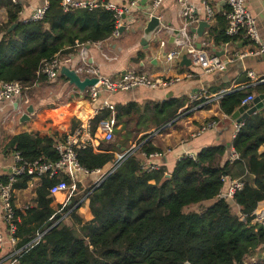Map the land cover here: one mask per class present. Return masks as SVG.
Returning <instances> with one entry per match:
<instances>
[{"label":"trees","instance_id":"16d2710c","mask_svg":"<svg viewBox=\"0 0 264 264\" xmlns=\"http://www.w3.org/2000/svg\"><path fill=\"white\" fill-rule=\"evenodd\" d=\"M46 1L44 18L26 21L20 16L19 2L0 0L7 16L0 25V82L16 80L30 86L42 60L56 54L74 55L75 41L92 44L111 36L112 11L102 7L64 11L61 0ZM221 39L227 42L229 38ZM38 80L47 79L41 76ZM223 93L219 108L230 117L247 95L241 90ZM207 99L208 95L196 101L166 97L151 108L146 104L144 113L133 101L113 103L116 124L120 125L114 131L118 138L76 151L82 166L100 171L97 178L89 176L78 182L62 209L53 208L48 196L54 181L42 179L33 207L24 213L15 209L18 221L13 235L16 248H20L15 254L19 263L247 264L246 258L254 256L255 262L249 264H264V224L252 223L254 210L264 200V154L258 153L264 144L263 111L248 116L234 135L231 146L241 158L234 163L228 161L229 148L218 144L201 149L195 159L181 158L167 179H163L167 173L163 165L150 172L140 168L141 153L159 151L148 136ZM109 115V110L100 112L93 129ZM55 142L53 132H22L10 138L5 152L18 151L29 161H54L58 159ZM234 165L243 167L247 177L242 189L228 200L218 194L227 187L223 175L230 176ZM28 180L19 177L13 188H25ZM83 181H88L85 187ZM86 200L92 219L83 222L78 210ZM209 200L213 203L199 211L184 212L186 207L202 206ZM232 204L239 211L233 213Z\"/></svg>","mask_w":264,"mask_h":264},{"label":"crops","instance_id":"0c3cea01","mask_svg":"<svg viewBox=\"0 0 264 264\" xmlns=\"http://www.w3.org/2000/svg\"><path fill=\"white\" fill-rule=\"evenodd\" d=\"M46 0H17L21 5L20 16L27 19L31 14ZM76 2L96 1L98 3L111 2L118 6H128L130 0H73ZM214 11V18L207 20L209 26L203 31L201 37L192 32V28H196L198 21L205 20L206 15L202 6V0H191L195 8V19L197 20L189 33L195 37V45L197 48L205 50L207 53L218 54L221 59H231L235 52L243 53L255 50L257 44L249 40L239 37H229L225 42L221 36H227L225 28L227 25L225 12L227 10V0H204ZM246 7L250 10L256 19V26L260 35L261 43L264 44V0H244ZM142 6L147 8L149 2L145 0ZM141 11L135 9L126 16V28L121 35L112 40L100 42L99 48L90 44L87 48V57L89 63L96 66L102 74L119 78L124 70L136 73H145L155 79H165L180 76L182 80L165 89H147L136 88L129 91L117 92L111 96L113 103L125 104L133 101L137 107L144 113V106L150 105V108L157 101H162L166 97L187 98L190 101L199 100V98L208 95L207 100H200L196 106L167 124L164 128L155 131L148 136L153 137L152 144L159 149L158 157L150 159L151 162L163 165L167 173L172 171L177 161L188 154L196 155L201 149L218 144L228 145L229 149L231 141L234 137V127L237 123L231 120L229 116L225 117L219 108V98L223 92L232 90H241L247 96H256L259 89L264 87V55L248 56L237 59L228 64L222 72L201 75L200 70L194 66L181 64V58H177L172 62H166L162 56L164 52L172 46L174 36L173 29L182 26L180 17V5L177 0H165L154 14L160 18L162 25L167 29L164 33L159 34V41L150 42L147 49L140 44L142 32L137 30L141 23L132 21L141 17ZM7 16L3 8H0V25L6 22ZM135 29V32L131 30ZM127 32V33H125ZM124 34L125 38H123ZM132 36H131V35ZM160 39L166 41V47L161 50L159 48ZM125 40H132L131 44H125ZM100 51H104L108 56H115V60L105 59ZM74 51V55H70L72 62L70 67L77 64L78 57ZM183 56V55H182ZM217 56V55H216ZM159 63L162 67L159 66ZM247 71H252L255 80L247 76ZM192 74V77H187ZM66 78V77H65ZM262 83L257 84V82ZM1 83V82H0ZM75 88L69 85L68 80L57 77L55 80H38L35 85H30L25 91L27 103L23 102V98L18 102H3L0 100V181L6 179L10 174L11 166L14 162V152H5V146L10 138L16 134L27 132L34 134L37 131L44 130L48 134H52L55 140L61 139L65 133L72 131L78 124L77 117L69 110L68 97L73 98ZM206 91V93H202ZM196 93V98L190 99V94ZM68 95V97H67ZM246 97V96H245ZM70 99V98H69ZM28 105L33 106V113L30 114L29 121L20 122V116L26 111ZM92 106L84 104L82 115L87 114ZM260 111L264 112V108ZM151 111L148 110L147 115ZM216 121L214 128L208 129L202 133H198L200 127L209 121ZM146 125L150 126L149 119ZM120 125L116 129H119ZM144 128V123L141 129ZM103 141L100 138L94 142L95 146ZM258 153L264 154V144L258 149ZM140 161L143 160L142 155L138 156ZM100 172V171H99ZM98 173L90 175L92 180L96 179ZM230 177L244 180L247 175L245 169L238 165L231 168ZM40 181H32L26 184L25 188L14 189L13 204L15 209L24 213L25 210L34 205V197L36 188L40 185ZM61 197L52 198L51 206L57 208L60 205ZM210 201H205L202 205H210ZM239 211L238 206L235 208ZM256 209L264 210V200L258 203ZM59 211V210H58ZM78 213L81 215L83 222L90 221L92 214L88 208V200L85 201L83 207L79 208ZM7 225L2 218V206L0 202V264H5L20 248H16L10 243ZM254 257V256H253ZM256 259V258H255Z\"/></svg>","mask_w":264,"mask_h":264},{"label":"built area","instance_id":"2783aa9c","mask_svg":"<svg viewBox=\"0 0 264 264\" xmlns=\"http://www.w3.org/2000/svg\"><path fill=\"white\" fill-rule=\"evenodd\" d=\"M13 3H17V0H11ZM145 0H130L128 6H118L111 2L98 3L96 1L88 2H76L73 0H61V7L64 11L87 8L89 10L102 7L106 10L113 12L114 27L111 32V36L108 40L118 38L120 28H126V20H123V14H129L135 9L142 10L141 15L146 19L155 15L154 11L163 4L165 0H147L149 6L144 8L142 2ZM180 5V17L182 19V26L173 29L174 36L172 46L169 50L163 53V57L166 62H172L177 58H181L182 55H186L189 58L192 66L200 70L201 75L212 74L215 72H222L225 70L228 63L242 59L248 56H261L264 55V44L261 43L260 35L256 26V19L246 7L244 0H227V10L225 12L226 28L225 33L229 37H239L249 40L250 42L257 44L258 48L248 52H235L231 59L223 60L216 55L207 53L205 50L197 48L195 45V37L189 33L191 26L197 22L195 19V8L191 0H177ZM202 6L205 11L206 21L214 18L215 14L213 9L202 0ZM48 9V2L38 7L29 18L25 19L32 21H39L44 18L45 12ZM167 29L166 26L160 25L156 30L154 36L164 33ZM90 43H79L75 41V53L78 57L77 64L74 67H70L72 62L70 55L56 54L48 59L42 60L38 66L37 78L33 85L36 84L39 77L44 76L47 80H55L60 76V68L65 65L73 68L80 80L85 78H96L97 82L94 85L86 86L83 92H80L74 85L75 94H78L79 99H75L70 102L69 110L77 117L78 124L72 130L64 134V136L57 140L54 144V149L58 154L57 160H48L46 158H39L33 161L26 160L22 157L20 152H14V162L11 166L10 174L5 180L0 181V202L2 206V218L7 225L9 232V240L11 244H16V238L14 232L16 230V216L15 206L13 204V185L19 177L27 176L28 183L32 181H42V179L53 180L54 182L48 188V196L50 198L61 197L60 209L65 207L74 192L77 190L78 182L89 177L92 174L98 173L99 170H89L82 166L77 158L76 151L84 149L100 138L103 141L111 142L114 139V131L117 128L115 118V108L111 101V96L117 92L129 91L136 88L147 89H165L169 86L182 80V77L177 76L173 78L155 79L145 73H136L133 71L125 70V72L119 78H113L111 76L102 74L100 70L93 66L88 61L86 45ZM100 42L92 43V45L99 48ZM166 47V41L160 39L159 48L163 50ZM102 56L107 60H115V56H108L104 51H100ZM247 76L255 80V75L252 71H247ZM187 77H192V74H187ZM262 81L257 82V84ZM0 100L3 102L14 101L18 103L22 98L23 102L27 103V96L25 91L29 86H24L19 81L1 82L0 83ZM206 93V91H202ZM190 99L196 98V93L188 96ZM253 99V95H248L242 99L241 105L250 102ZM76 107H72L73 104ZM92 106L87 114L82 115L84 104ZM103 110H109L110 115L104 119H101L96 128L93 129L94 118ZM227 117V115H225ZM243 121L237 122L234 127V135L243 126ZM216 121L212 120L203 124L198 133H202L208 129L214 128ZM143 160L140 161V168L145 172L158 170L160 168L159 163L151 162L150 159L158 157V152L153 153H141ZM186 157L195 159L194 154H188ZM239 153L231 147L229 149L228 161L234 163L240 160ZM227 183V187L221 190L218 194L221 198L232 200L234 194L240 191L244 185L242 179H235L229 175L224 174L222 177ZM225 197H222V196ZM252 223L264 224V210L255 209L253 212ZM1 246V238H0ZM255 262L254 260H252ZM5 264H20L15 254Z\"/></svg>","mask_w":264,"mask_h":264},{"label":"water","instance_id":"95a60500","mask_svg":"<svg viewBox=\"0 0 264 264\" xmlns=\"http://www.w3.org/2000/svg\"><path fill=\"white\" fill-rule=\"evenodd\" d=\"M195 14H196V12H194V15ZM126 17H127L126 14L122 15L123 20H126ZM132 21H136V22L141 23V25L137 27V30H140L142 32V36H141V39H140V44L143 46L144 49L148 48L150 42L159 41V38L154 36L156 30L161 25L160 18L157 15H153V16H151L148 19H146L145 16L141 15V17H139L138 19H133ZM208 26H209V24H208V22L206 20H200V21H198L197 27L196 28H192L191 31L196 33L198 37H201L202 34H203L204 29L206 27H208ZM12 27L10 29H12ZM124 29H125L124 26L121 27L120 28V33H122L124 31ZM131 31L135 32V29H132ZM171 39H173V36L171 37ZM86 47L89 48L90 44H87ZM216 55L219 56L218 54H216ZM225 61H226V59H225ZM184 63L186 65H190V60H189V58L186 57V55L182 56L181 64H184ZM228 64H227V66H228ZM124 72H125V70L122 72V74ZM60 75L66 77V79L68 80L69 85H74L80 92H83L86 86L94 85L97 82L96 78H85L84 80H80V78L77 75V73L75 72V70L73 68H70V67L65 66V65L61 66ZM263 108H264V87L259 89V91L256 94V96H253V99L250 102H248L246 104H243L239 108H237L231 114L230 118H231V120L236 121V122L245 121L248 116H250L253 113H256L257 111H260ZM32 113H33V106L32 105H28L26 107V111L20 116V122L29 121L30 114H32ZM227 147L229 148V144L227 145ZM132 153H133V151L129 152L122 159V161L124 159H126L128 156H130ZM113 170H111L109 173H107L105 175V177L101 180V182ZM169 177H170V174L165 173L163 179H167ZM222 197H225V196L223 195ZM241 219H242V221H245L244 217H242ZM262 247H264V244L262 245Z\"/></svg>","mask_w":264,"mask_h":264},{"label":"rangeland","instance_id":"374dc122","mask_svg":"<svg viewBox=\"0 0 264 264\" xmlns=\"http://www.w3.org/2000/svg\"><path fill=\"white\" fill-rule=\"evenodd\" d=\"M125 33H127V32H125ZM128 34V33H127ZM127 34H124V36H123V38H125V35H127ZM131 35V34H130ZM132 36V35H131ZM157 37H159V34H158V36ZM125 42V44L127 45V44H131V42H133L132 40H125L124 41ZM159 66L160 67H162V65L159 63ZM67 97H68V95H67ZM70 98V99H69ZM78 97H77V95H74V97L73 98H71V97H68V101H73V100H75V99H77ZM116 138H118V134L117 133H114V139L112 140V141H114V140H116ZM84 182V181H83ZM87 182L88 181H85L84 183H83V187H85L86 186V184H87ZM208 203H210V204H212L213 203V201H210V202H208ZM205 206V205H204ZM204 206L202 205V206H198V205H192V206H189V207H186L185 209H184V212H190V211H199L201 208H204ZM207 206V205H206ZM231 211L233 212V213H235L236 212V210H235V206L232 204V207H231ZM252 260H256L255 259V257H247L246 258V260H245V262L247 263V264H249L250 262H253Z\"/></svg>","mask_w":264,"mask_h":264},{"label":"bare ground","instance_id":"6f19581e","mask_svg":"<svg viewBox=\"0 0 264 264\" xmlns=\"http://www.w3.org/2000/svg\"><path fill=\"white\" fill-rule=\"evenodd\" d=\"M72 107H74V108H75V107H76V104L74 103V104L72 105Z\"/></svg>","mask_w":264,"mask_h":264}]
</instances>
